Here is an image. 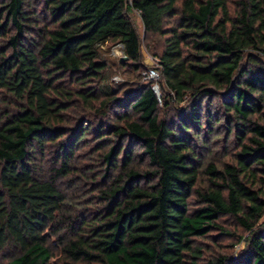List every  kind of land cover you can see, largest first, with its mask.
I'll use <instances>...</instances> for the list:
<instances>
[{
	"label": "trees",
	"instance_id": "1",
	"mask_svg": "<svg viewBox=\"0 0 264 264\" xmlns=\"http://www.w3.org/2000/svg\"><path fill=\"white\" fill-rule=\"evenodd\" d=\"M228 2L0 0V264H198L194 240L225 216L247 233L241 262L264 264V0ZM130 12L160 98L148 78L108 85V41L143 68ZM220 113L235 162L196 187L192 139Z\"/></svg>",
	"mask_w": 264,
	"mask_h": 264
},
{
	"label": "rangeland",
	"instance_id": "2",
	"mask_svg": "<svg viewBox=\"0 0 264 264\" xmlns=\"http://www.w3.org/2000/svg\"><path fill=\"white\" fill-rule=\"evenodd\" d=\"M228 8L232 13L235 8L236 0H228ZM130 21L132 22L137 35L140 39V63L143 68L139 72H133L127 66H122L119 64L120 57L123 56V50L119 47L118 42L108 41L101 50V56L109 64V70L107 72L108 85L116 88L118 86V96L128 93L131 91L136 83H144L145 77H143V69H148L151 66H155V59L148 51L147 45H152V38L144 37L143 27L139 18V15L136 12H130L128 14ZM157 38H153V42H157ZM159 77L153 83V90L158 98H160V89L158 83ZM157 81V82H156ZM183 106L184 103H181L180 106ZM212 105L216 108L217 102L213 100ZM160 114L167 113L168 117H171L170 111L167 108L164 110V107H160ZM221 121L215 126V136L207 137L206 142L200 146L195 139H192L193 145H196V151L198 153V178L196 187L204 188L208 185L207 176L204 174V169L208 163H213L217 169H221L224 164H234V137L233 135L227 136V131L225 130L226 123L223 120L221 113L219 114ZM264 124V122H262ZM201 135L207 136L204 128L201 129ZM89 137V136H88ZM92 143H90L91 145ZM88 147L81 148L80 153L86 152ZM138 151V148L135 149ZM80 160V159H79ZM78 160L77 163L83 165L86 162V159ZM82 191V192H80ZM88 190L84 187L79 189L76 193L77 200L88 198L90 194ZM80 198V199H78ZM192 199V198H191ZM191 201V200H190ZM221 227L224 231H212L205 237L196 238L194 240V245L199 249V259L197 260L198 264L205 263L208 259L215 256H225L227 259L238 261L239 264H245L241 262L242 256L246 252V241L247 233H245L240 227L234 223V220L230 217H221L219 220ZM264 221V216L260 219V223ZM222 233V234H220ZM224 233V234H223ZM227 233V234H226Z\"/></svg>",
	"mask_w": 264,
	"mask_h": 264
},
{
	"label": "built area",
	"instance_id": "3",
	"mask_svg": "<svg viewBox=\"0 0 264 264\" xmlns=\"http://www.w3.org/2000/svg\"><path fill=\"white\" fill-rule=\"evenodd\" d=\"M119 47L123 50V45L119 44ZM145 78H148L150 80H156L158 78V74L156 71L153 69V66L149 67L146 71Z\"/></svg>",
	"mask_w": 264,
	"mask_h": 264
},
{
	"label": "water",
	"instance_id": "4",
	"mask_svg": "<svg viewBox=\"0 0 264 264\" xmlns=\"http://www.w3.org/2000/svg\"><path fill=\"white\" fill-rule=\"evenodd\" d=\"M123 60H125V57L124 56L120 57L119 61H123Z\"/></svg>",
	"mask_w": 264,
	"mask_h": 264
}]
</instances>
